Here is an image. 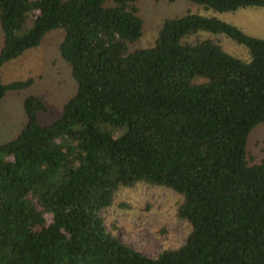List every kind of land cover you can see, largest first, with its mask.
Wrapping results in <instances>:
<instances>
[{"label": "trees", "instance_id": "16d2710c", "mask_svg": "<svg viewBox=\"0 0 264 264\" xmlns=\"http://www.w3.org/2000/svg\"><path fill=\"white\" fill-rule=\"evenodd\" d=\"M147 0H0V103L32 78L5 84L4 66L60 32L75 93L60 116L24 100L26 123L0 145V264H264V161L250 165L251 131L264 124V40L188 13L165 20L155 44ZM233 13L264 0H188ZM29 26V28L27 27ZM224 35L250 61L198 33ZM139 184L180 197L186 242L149 258L122 243L102 213Z\"/></svg>", "mask_w": 264, "mask_h": 264}, {"label": "rangeland", "instance_id": "374dc122", "mask_svg": "<svg viewBox=\"0 0 264 264\" xmlns=\"http://www.w3.org/2000/svg\"><path fill=\"white\" fill-rule=\"evenodd\" d=\"M138 8L144 20V33L133 45L134 49L153 46L160 25L165 20L183 17L188 13L216 18L241 29L250 37L264 40V8L218 13L205 10L188 0H147L139 2ZM196 39H212L227 54L242 61H250L247 48L224 35L201 32L190 41ZM61 40L60 32L51 33L39 48L26 52L2 68L3 83L32 78L34 84L25 91L8 95L0 103V145L14 140L25 125L26 98L39 97L45 102L48 112L40 114L38 122L49 125L60 116L65 102L75 93L76 84L58 51ZM2 41L0 27V51ZM246 155L250 165L264 161V124L251 131ZM180 200L171 190L139 184L135 188L121 190L115 205L101 216L106 221L107 229L113 231L122 243L149 258H157L162 251L177 249L187 240L190 227L176 216Z\"/></svg>", "mask_w": 264, "mask_h": 264}]
</instances>
